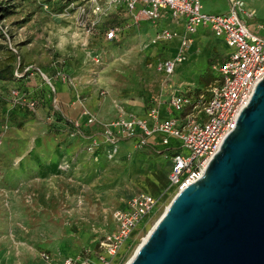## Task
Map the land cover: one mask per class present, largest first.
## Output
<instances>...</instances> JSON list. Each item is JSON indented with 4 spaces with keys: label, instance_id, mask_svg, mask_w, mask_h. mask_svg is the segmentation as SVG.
Masks as SVG:
<instances>
[{
    "label": "rangeland",
    "instance_id": "374dc122",
    "mask_svg": "<svg viewBox=\"0 0 264 264\" xmlns=\"http://www.w3.org/2000/svg\"><path fill=\"white\" fill-rule=\"evenodd\" d=\"M90 1L0 0V70L17 67V55L26 66L54 77L56 70H63L71 80L65 104L80 94L99 124L115 120L121 112L140 114L150 102L163 101L182 88L194 98L198 91L208 97L217 85L218 80L207 86L199 80L208 76L209 59H225L216 47L218 37L212 38L214 44L198 43L189 49L181 69L170 76L159 64L172 59L177 48L156 41L159 22L130 28L116 15L92 14L88 18L98 21L101 31L116 30L117 39L93 37L85 46L77 8ZM203 2L213 14L228 11L226 0ZM245 23L264 37L259 30L264 13ZM54 80L59 87L60 79ZM13 90L18 91L16 99L10 96ZM51 97L42 78L0 80V264H63L86 252L101 264L97 254L110 259L98 251L102 236L116 228L114 213L136 197L151 195L158 200L157 208L134 230L113 263L125 256L122 264H127L178 194L169 180L171 153L158 155L130 142L115 151L102 135L83 138L62 113L49 107ZM29 102L36 104L31 109L35 119L23 128L3 112ZM172 139L171 149L179 150L180 141ZM182 153L189 155L188 150Z\"/></svg>",
    "mask_w": 264,
    "mask_h": 264
},
{
    "label": "built area",
    "instance_id": "2783aa9c",
    "mask_svg": "<svg viewBox=\"0 0 264 264\" xmlns=\"http://www.w3.org/2000/svg\"><path fill=\"white\" fill-rule=\"evenodd\" d=\"M230 4L229 13L224 15L205 13L201 0H107L106 6L92 0L90 6L79 5L77 8L78 25L85 36V46L99 33L98 21H92L88 17L92 14L95 17L105 16L108 11L122 6L129 13L137 12L138 19L156 23L170 14L173 20L184 23L186 33L181 37L183 43L178 55L173 60L159 64V70L170 76L185 61L193 44L192 36L202 27L210 28L232 50L223 64L214 67L219 80L211 90V97L201 95L194 98L187 93L177 92L172 94L168 106L172 112L179 114L178 117L161 119L162 101L155 100L145 119L133 116L130 119L120 118L109 124H99L96 116L85 107L81 95L76 96L74 103L82 107L87 124L97 125L102 129L106 145L115 151L126 140H137L139 147L148 146L149 139L158 135L162 136L163 145H169L171 138L179 140L180 151L172 157L173 169L169 177L172 188L178 194L203 177L226 138L235 130L238 118L248 107L255 89L264 80V37L252 33L241 18L243 14L253 19L255 12L245 11L246 2L243 0H230ZM259 30L264 35V25ZM105 36L107 41H114L117 37L116 30H109ZM179 37L178 33L165 30L156 41L169 42ZM36 76L50 86L53 109L62 113L54 79L59 78L62 83L70 85L71 80L63 70H56V76L52 77L34 66L21 69L19 63L15 73L18 80ZM11 96L16 99L18 91L13 90ZM35 106V102L27 104L30 109ZM70 125L78 135H84L79 122L71 121ZM183 150H188L189 155L185 156ZM157 206L156 198L143 194L130 201L125 210L114 213L116 228L102 236L98 251L100 254H107L110 259L97 254L101 264L114 263L134 230ZM91 256L90 252H86L76 259H67L63 264H96ZM43 259L50 262L51 257L43 254Z\"/></svg>",
    "mask_w": 264,
    "mask_h": 264
},
{
    "label": "water",
    "instance_id": "95a60500",
    "mask_svg": "<svg viewBox=\"0 0 264 264\" xmlns=\"http://www.w3.org/2000/svg\"><path fill=\"white\" fill-rule=\"evenodd\" d=\"M127 264H264V80L203 177Z\"/></svg>",
    "mask_w": 264,
    "mask_h": 264
},
{
    "label": "crops",
    "instance_id": "0c3cea01",
    "mask_svg": "<svg viewBox=\"0 0 264 264\" xmlns=\"http://www.w3.org/2000/svg\"><path fill=\"white\" fill-rule=\"evenodd\" d=\"M97 1H99L101 5L106 6L107 0H105V2L103 4L101 3L102 0H97ZM201 1L203 4V7H204V12L207 14H213V13L206 10V4L203 2V0H201ZM226 2L228 5L227 13H229V11H230V4H229L230 0L229 1L226 0ZM245 2H246V9H247L248 13L255 12V16H258L259 14L264 13V0H254L252 2L251 1H245ZM85 5L90 6V2L85 4ZM227 13H225V14H227ZM112 14L123 19L125 22V25H128V27H130V28L131 27H138L141 24L153 23V22L145 20L143 18L138 19L137 18V16H138L137 12L129 13L125 6H122V7L116 8V9H112V10L108 11L107 15H105V16H109ZM217 15H224V14H217ZM241 18L244 21L247 19V17H245V15H243V14H241ZM159 23L161 24L160 32L165 31V30H169V31L178 33V35L180 36L179 38H176L172 41L163 42L164 44H175L177 50L175 51L174 57L172 59H165L163 61H160L162 63L164 61L173 60L178 55V53L181 49L182 43H183L181 37H183L185 35L186 28H185L184 23L177 22V21L173 20V18L170 14H167L163 19H161L159 21ZM174 24H176V25H174ZM98 31H99V33L95 36V38L102 36L104 38V40H106L105 33L108 32L109 29L101 31L100 28L98 27ZM214 37L216 38L217 36L212 32V30L210 28H205V27L200 28L198 30V32L194 36H192L193 44L190 47V50L193 48V46H195L198 43H202V44L207 43L208 44L211 41L213 43L214 41L212 40V38L214 39ZM116 39H117V37H116ZM116 39L114 41H116ZM218 39H220L221 42L216 43V45H217L216 47L218 49L220 48L222 50L221 52L225 53V59H220V60L218 59L217 60L214 57V58L209 59L208 64H209L210 60H212V59H215L216 62L219 61V64H222L229 58L230 54L232 53V50L228 47L226 41L223 38L218 37ZM114 41H109V42H114ZM226 48H227V50H229V49L230 50L226 51ZM192 54H193V52H192ZM192 54H191V56H192ZM190 60H192V57H190ZM181 67H182V64L177 66L175 73L173 75H175L176 72L181 69ZM67 68H68V66L66 64L65 69H67ZM213 69H214V66H213L212 70ZM47 74H49V73H47ZM214 74H216V76L218 77L217 73H214ZM173 75H171V76H173ZM52 77H54V76H52ZM27 78H32V77H27ZM27 78H25V79H27ZM35 78H39V77L36 76ZM55 84L58 85V83L56 81H55ZM199 84H200V80H199ZM56 88H57V92H58V98L60 100V106L62 105L61 110L63 111L62 112L63 116H64L65 120L68 122V124H70L71 121L79 122L81 127H82V130L84 132L85 137L83 136V138H94V136H100V135L103 136V134H101L102 129H100L97 125L96 126H89L87 124V119L83 117L82 107L75 104L74 103L75 100L74 101L73 100L68 101V104L67 105L65 104V102L67 101V98H66L67 94L70 93L69 85L61 83L60 86L59 87L56 86ZM175 92H177L178 94L179 93H187V94L190 93V92L186 91L185 88H182V90L174 91L173 93H175ZM80 93L83 95V90L80 89ZM171 96L168 97V94H167V97L165 99H163V101H162L161 119H163V120L174 117L173 115H175V117L179 116V114L172 112L168 106V102H169ZM50 99H52V97ZM63 104L65 105L64 107H63ZM152 105H153V103L150 102L146 106V108L143 110V112L140 114H136V112H128V113L127 112H121L119 114V116L115 120H112L111 122H114L120 118L130 119L133 116H135L139 119H145L147 117V114H148L150 108L152 107ZM111 122L104 123V124H109ZM102 139H103V137H102ZM162 139H163L162 136H159V135L154 136V137L149 139V145L146 147H149V148L153 147V148L159 149L158 148L159 146H156V145H161L162 148H161V150H158V151H161L162 153L164 151H169L171 153V156L173 157L176 153V151H175L176 149L175 150L171 149L173 139L172 138L170 139L169 145H163ZM125 142H130V143L136 144L137 140L122 141L120 143V147L124 146L126 144ZM172 157H171V161H172ZM172 164H173V162H172ZM125 209H123V210H125Z\"/></svg>",
    "mask_w": 264,
    "mask_h": 264
},
{
    "label": "trees",
    "instance_id": "16d2710c",
    "mask_svg": "<svg viewBox=\"0 0 264 264\" xmlns=\"http://www.w3.org/2000/svg\"><path fill=\"white\" fill-rule=\"evenodd\" d=\"M13 60L15 61V63L18 62L17 67L12 64V65H8V67H6L3 70H0V80H3V81H14V80H16L15 73H16V70L18 69L19 63H21V69H24V67L26 66L23 63V60L21 59V57L18 55L13 57ZM216 63L217 62L215 59L210 60L209 70L207 72L208 76L205 75V76L200 78V84L201 85L207 86V85H209L210 81L212 82V81L219 80L218 77H216V74L214 76V71L212 70L213 66ZM219 65H221V64H219ZM207 77H209L208 80H206ZM23 80L24 79H22L21 81H23ZM10 96H11V92H10ZM188 96H191V94L189 93ZM199 96H200V91L196 92V97H199ZM208 97H211V94H209ZM49 107L51 109H53V100L52 99L49 100ZM3 112L5 114H9V121L18 125V127H20V128H23L26 123L35 119V116H34V114H32L31 109L27 106L19 107L17 110H15L14 112H11V113L8 111V109H3ZM150 149L152 150L153 153H156L158 155L162 153L161 151H158L156 148L150 147ZM175 151L177 152L180 150L176 149ZM124 260H125V256L122 258L120 263H123Z\"/></svg>",
    "mask_w": 264,
    "mask_h": 264
},
{
    "label": "bare ground",
    "instance_id": "6f19581e",
    "mask_svg": "<svg viewBox=\"0 0 264 264\" xmlns=\"http://www.w3.org/2000/svg\"><path fill=\"white\" fill-rule=\"evenodd\" d=\"M174 199H175V198H174ZM171 202H172V201H171ZM170 205H171V204H170ZM170 205L168 206V208L170 207ZM168 208H167V209H168ZM152 229H153V228H152ZM152 229L150 230V232L152 231ZM150 232H149V234H150ZM147 237H148V236H147ZM146 239H147V238H146ZM146 239H145V240H146ZM145 240H144V241H145ZM144 241H143V242H144ZM140 247H141V245H140ZM140 247H139V248H140ZM139 248L137 249V251L139 250ZM137 251H136V252H137Z\"/></svg>",
    "mask_w": 264,
    "mask_h": 264
}]
</instances>
